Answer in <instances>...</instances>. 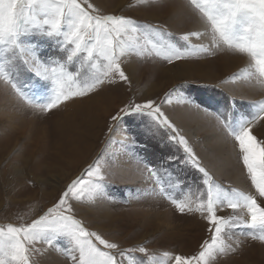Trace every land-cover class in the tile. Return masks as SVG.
Here are the masks:
<instances>
[{
    "label": "snow or ice",
    "instance_id": "6c2138e0",
    "mask_svg": "<svg viewBox=\"0 0 264 264\" xmlns=\"http://www.w3.org/2000/svg\"><path fill=\"white\" fill-rule=\"evenodd\" d=\"M135 7L153 8L160 0H136ZM196 27L179 35L131 17L106 14L92 0H0V82L5 97L30 108L34 116L48 117L61 106L90 97L120 84L132 87L124 65L130 58L153 57L174 65L178 61L214 57L218 53L245 56L243 73L233 77L264 94V0H184ZM27 89V91L25 90ZM187 85L174 87L164 100H129L111 115L107 133L124 129L128 118L145 121L147 133L159 137L170 152L162 164L193 174L189 181L171 185L181 198L169 193L159 180L160 168L136 152L139 142L125 138L134 157L160 185L157 195L180 214L199 215L208 238L192 255L163 253V259L146 247H124L90 230L77 217V206L92 207L108 192L109 176L99 159L61 192L59 199L31 223L0 224V264H217L241 252L244 240L264 246V101L251 103L250 114L235 111L236 98L228 97L223 110L210 109L192 99ZM195 107L212 117L215 127L233 142L242 172L251 182L247 192L217 183L203 158L165 110V104ZM228 209L227 216L219 215ZM238 230L233 239V230ZM243 237L244 240L239 239ZM60 241L64 246H60ZM38 245H42L39 246ZM136 253L143 255V259Z\"/></svg>",
    "mask_w": 264,
    "mask_h": 264
},
{
    "label": "rangeland",
    "instance_id": "374dc122",
    "mask_svg": "<svg viewBox=\"0 0 264 264\" xmlns=\"http://www.w3.org/2000/svg\"><path fill=\"white\" fill-rule=\"evenodd\" d=\"M92 2L106 14L125 15L176 35L197 26L183 7L184 0H160V6L153 8L135 7L136 0ZM248 65L245 56L220 53L178 61L174 65L155 57L133 56L124 65L132 81L131 89L124 84L106 87L66 107L62 105L46 118L34 116L27 106L5 97L4 85L0 82V224L31 223L59 199L67 184L99 159L101 170L109 176L108 192L114 199L100 200L92 207L77 206V217L90 230L124 247L142 245L158 259H163L165 251L195 254L209 236L204 221L199 215L180 214L167 199L157 195L160 185L155 183L156 178L148 179L149 174L138 162L139 158L132 155L124 133L139 142L136 152L140 156L160 168V183L172 195L181 198L189 185H182V190L171 185L185 179L191 184L193 174L175 165L164 171L168 165L162 161L169 154L170 146L162 147L159 137L153 138L147 133L146 118L144 122L137 117L128 118L123 131L115 135L107 133V127L111 115L129 100L155 99L159 103L174 87L185 85L189 94H198L200 103L210 109V103L219 100L218 109L222 111L226 98L234 96L236 113L250 114L254 111L251 103L264 101V94L241 79L233 82V77L243 73ZM173 103L176 105L175 97ZM198 131L197 137L190 141L198 143L202 139L203 134ZM255 131L264 137V128L258 126ZM199 146V151L206 149ZM232 157V167L225 168L214 162L220 168L213 169L215 180L225 188L254 191L246 173L242 172L235 150ZM209 162L204 161L211 170ZM191 188L194 193L197 191L194 184ZM229 214L228 209L219 212L222 216ZM237 231L233 230V239L237 238ZM60 246H64L63 241ZM136 255L143 259L142 254ZM60 264L66 262L61 259ZM217 264H264V246L244 240L241 252L220 258Z\"/></svg>",
    "mask_w": 264,
    "mask_h": 264
},
{
    "label": "crops",
    "instance_id": "0c3cea01",
    "mask_svg": "<svg viewBox=\"0 0 264 264\" xmlns=\"http://www.w3.org/2000/svg\"><path fill=\"white\" fill-rule=\"evenodd\" d=\"M173 104L172 106L166 104L165 110L187 136L189 141L197 137L198 130L203 134L202 139H200L198 143L196 141H190V143H192L197 153L205 162L210 161L207 164L212 167V171L210 170L212 174L216 176L214 170L218 171L220 169L219 165L225 166V168L234 166L230 160L231 158L234 159L232 157V155L234 156L233 143L228 141V139L217 130L214 119L206 116L203 111L197 110L195 107H184L182 105ZM191 125L195 127V130H192L193 127H191ZM199 144L205 146L206 149L199 151L198 147H201ZM214 162H219V165H215ZM232 171L234 172V167Z\"/></svg>",
    "mask_w": 264,
    "mask_h": 264
},
{
    "label": "trees",
    "instance_id": "16d2710c",
    "mask_svg": "<svg viewBox=\"0 0 264 264\" xmlns=\"http://www.w3.org/2000/svg\"><path fill=\"white\" fill-rule=\"evenodd\" d=\"M192 89H193V88H192ZM188 94H189V93H188ZM189 96H190L192 99H194V100L200 102V98L198 97V94H197V95L195 94V96H194V92H192V93L189 94ZM210 104L212 105L211 109H218L219 106H221V103H220L219 100H218V101H215V103H210Z\"/></svg>",
    "mask_w": 264,
    "mask_h": 264
},
{
    "label": "bare ground",
    "instance_id": "6f19581e",
    "mask_svg": "<svg viewBox=\"0 0 264 264\" xmlns=\"http://www.w3.org/2000/svg\"><path fill=\"white\" fill-rule=\"evenodd\" d=\"M240 174V173H239ZM236 178V177H235ZM237 180H239V179H237ZM248 191V190H247Z\"/></svg>",
    "mask_w": 264,
    "mask_h": 264
}]
</instances>
